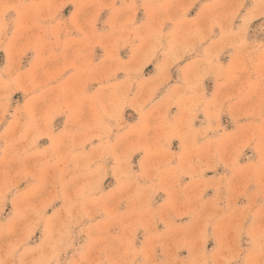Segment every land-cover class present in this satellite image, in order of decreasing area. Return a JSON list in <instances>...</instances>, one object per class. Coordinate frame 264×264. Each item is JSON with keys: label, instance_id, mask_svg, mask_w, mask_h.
Returning a JSON list of instances; mask_svg holds the SVG:
<instances>
[{"label": "rangeland", "instance_id": "obj_1", "mask_svg": "<svg viewBox=\"0 0 264 264\" xmlns=\"http://www.w3.org/2000/svg\"><path fill=\"white\" fill-rule=\"evenodd\" d=\"M0 264H264V0H0Z\"/></svg>", "mask_w": 264, "mask_h": 264}]
</instances>
